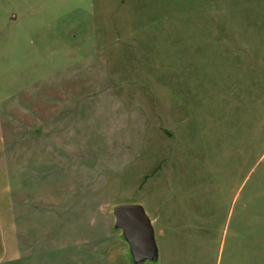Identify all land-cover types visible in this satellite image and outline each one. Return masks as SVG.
Listing matches in <instances>:
<instances>
[{"label":"rangeland","instance_id":"obj_1","mask_svg":"<svg viewBox=\"0 0 264 264\" xmlns=\"http://www.w3.org/2000/svg\"><path fill=\"white\" fill-rule=\"evenodd\" d=\"M125 203L264 264V0H0V264H132Z\"/></svg>","mask_w":264,"mask_h":264},{"label":"water","instance_id":"obj_2","mask_svg":"<svg viewBox=\"0 0 264 264\" xmlns=\"http://www.w3.org/2000/svg\"><path fill=\"white\" fill-rule=\"evenodd\" d=\"M114 228L127 243L132 264L156 263L159 246L151 217L140 203L117 204L113 208Z\"/></svg>","mask_w":264,"mask_h":264},{"label":"trees","instance_id":"obj_3","mask_svg":"<svg viewBox=\"0 0 264 264\" xmlns=\"http://www.w3.org/2000/svg\"><path fill=\"white\" fill-rule=\"evenodd\" d=\"M123 240V239H122ZM124 242V241H123ZM151 264H153V263H151Z\"/></svg>","mask_w":264,"mask_h":264}]
</instances>
